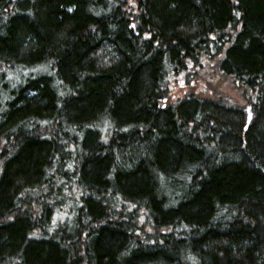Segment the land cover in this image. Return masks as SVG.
<instances>
[{
  "label": "trees",
  "instance_id": "obj_1",
  "mask_svg": "<svg viewBox=\"0 0 264 264\" xmlns=\"http://www.w3.org/2000/svg\"><path fill=\"white\" fill-rule=\"evenodd\" d=\"M0 264H264V0H0Z\"/></svg>",
  "mask_w": 264,
  "mask_h": 264
},
{
  "label": "rangeland",
  "instance_id": "obj_2",
  "mask_svg": "<svg viewBox=\"0 0 264 264\" xmlns=\"http://www.w3.org/2000/svg\"><path fill=\"white\" fill-rule=\"evenodd\" d=\"M231 94H233V95L237 96V92H236L235 90L231 91ZM248 107H250V105H249V104H247V105L245 106V111H244V118L246 117V114H250V112H247V110H249V111H250V109H249Z\"/></svg>",
  "mask_w": 264,
  "mask_h": 264
},
{
  "label": "water",
  "instance_id": "obj_3",
  "mask_svg": "<svg viewBox=\"0 0 264 264\" xmlns=\"http://www.w3.org/2000/svg\"><path fill=\"white\" fill-rule=\"evenodd\" d=\"M251 113L246 116V123H249L251 121Z\"/></svg>",
  "mask_w": 264,
  "mask_h": 264
},
{
  "label": "bare ground",
  "instance_id": "obj_4",
  "mask_svg": "<svg viewBox=\"0 0 264 264\" xmlns=\"http://www.w3.org/2000/svg\"><path fill=\"white\" fill-rule=\"evenodd\" d=\"M247 112H250V111L247 110ZM250 113H251V112H250ZM251 115H252V113H251ZM246 116H248V114H247ZM251 118H252V116H251ZM245 122H246V117H245ZM246 124H248V123H246Z\"/></svg>",
  "mask_w": 264,
  "mask_h": 264
}]
</instances>
